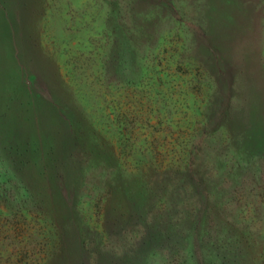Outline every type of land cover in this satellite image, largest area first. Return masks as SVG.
I'll list each match as a JSON object with an SVG mask.
<instances>
[{
  "label": "rangeland",
  "instance_id": "obj_1",
  "mask_svg": "<svg viewBox=\"0 0 264 264\" xmlns=\"http://www.w3.org/2000/svg\"><path fill=\"white\" fill-rule=\"evenodd\" d=\"M0 264H264V0H0Z\"/></svg>",
  "mask_w": 264,
  "mask_h": 264
}]
</instances>
